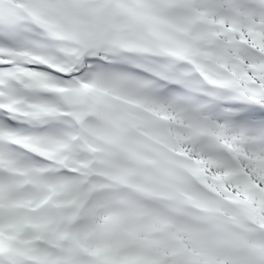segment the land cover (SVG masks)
Returning <instances> with one entry per match:
<instances>
[{"label": "snow or ice", "instance_id": "obj_1", "mask_svg": "<svg viewBox=\"0 0 264 264\" xmlns=\"http://www.w3.org/2000/svg\"><path fill=\"white\" fill-rule=\"evenodd\" d=\"M0 264H264V0H0Z\"/></svg>", "mask_w": 264, "mask_h": 264}]
</instances>
